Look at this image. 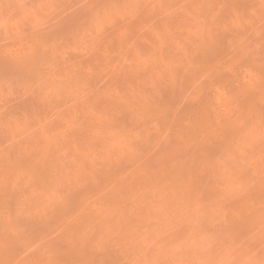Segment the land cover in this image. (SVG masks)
<instances>
[{
  "label": "rangeland",
  "instance_id": "1",
  "mask_svg": "<svg viewBox=\"0 0 264 264\" xmlns=\"http://www.w3.org/2000/svg\"><path fill=\"white\" fill-rule=\"evenodd\" d=\"M0 264H264V0H0Z\"/></svg>",
  "mask_w": 264,
  "mask_h": 264
},
{
  "label": "bare ground",
  "instance_id": "2",
  "mask_svg": "<svg viewBox=\"0 0 264 264\" xmlns=\"http://www.w3.org/2000/svg\"><path fill=\"white\" fill-rule=\"evenodd\" d=\"M197 13H198V12H197ZM197 13H194V15H196ZM197 22H198V21H197ZM198 23H199V22H198ZM199 25H200V28L203 29V33H207V34L209 33V30H208V29H210L209 26L206 27V26H205L203 23H201V22L199 23Z\"/></svg>",
  "mask_w": 264,
  "mask_h": 264
}]
</instances>
